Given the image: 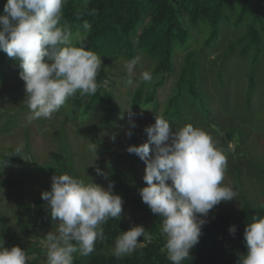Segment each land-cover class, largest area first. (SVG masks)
Here are the masks:
<instances>
[{"label":"clouds","instance_id":"1","mask_svg":"<svg viewBox=\"0 0 264 264\" xmlns=\"http://www.w3.org/2000/svg\"><path fill=\"white\" fill-rule=\"evenodd\" d=\"M66 2L6 0L0 14V51L19 66L32 120L51 118L77 93H97L101 59L84 43L92 26L84 21L83 32L78 30L75 35L62 26ZM139 62V57L126 62L129 77ZM152 79L149 71L140 75L142 82ZM128 83H132L131 78ZM129 125L125 134L130 138L135 121L130 119ZM144 131L147 140L127 145L126 151L145 163V183L139 194L151 212L162 218L160 231L166 239L161 251L172 264H181L190 259L210 211L221 202L236 199L237 192L222 184L227 157L203 129L192 124L173 129L169 121L156 116ZM110 139L115 141L116 134ZM22 148L18 146L15 152L20 153ZM97 148L95 142L88 145L95 157ZM7 163L4 159L2 168ZM97 174L108 180L107 187L65 173L54 174L50 189L41 192L52 223L58 222L55 232H48L45 238L47 264H73L77 253L89 256L95 251L96 241L104 239L102 225L110 218H122L124 201L114 192L109 173L97 167ZM235 232V226H230L229 233ZM141 237L152 240L143 225L122 231L114 241L113 256L122 259L132 255L142 246ZM243 242L246 251L240 254L238 264H264V216L251 218ZM27 259L20 246L8 248L0 242V264H27Z\"/></svg>","mask_w":264,"mask_h":264},{"label":"rangeland","instance_id":"2","mask_svg":"<svg viewBox=\"0 0 264 264\" xmlns=\"http://www.w3.org/2000/svg\"><path fill=\"white\" fill-rule=\"evenodd\" d=\"M252 1L261 9L264 18V0ZM185 56L186 52L177 54L174 71L157 89L155 104L139 111L132 109L133 94L138 88L148 94L160 80L162 74L155 72L157 60L141 56L129 77L125 68L128 59L121 55L101 59L106 74L103 90L85 119L79 118L78 113L91 95L77 93L51 118L32 120L24 100V81L12 77L0 80V242L4 241L5 247L18 245L23 248L28 257L27 264L35 258L37 264H47L45 238L48 232H55L58 222L52 223L41 192L50 189L54 174L66 173L85 183L92 181L107 187L108 180L97 174L98 167L109 173L108 179L114 182L115 193L122 198L133 196L142 202L139 189L145 183V163L137 155L129 154L126 146L147 140L144 129L155 122L156 116L164 113L166 102L173 95V87L180 77ZM210 63L217 65L219 58L214 55ZM249 64V56H235L226 68V77L230 78L232 92L236 93L225 105L214 95L216 92L211 83L199 88L203 94L211 96L209 109L213 117L208 122L203 120L192 125L203 129L216 147L224 151L227 169L222 184L233 187L237 192L236 199L221 202L212 210L214 213H234L243 203L264 208V63L253 72L254 89L250 93L247 79ZM143 71L151 72L153 79L150 83L140 80ZM130 78L131 84L128 83ZM103 91L113 95L116 112L110 122L106 121L103 112ZM194 113V107L184 110L181 119L185 118V122L182 125L190 124ZM130 119L135 121L136 127L129 138L125 131L130 127ZM113 133L116 134L115 141L110 139ZM221 138L224 144L220 143ZM92 142L98 145L96 157L88 150ZM20 145L23 148L16 153L15 149ZM4 159L8 163L2 168ZM44 167L47 169H42ZM123 209L121 220L126 226L143 225L146 234L152 237L151 216L136 213L125 203ZM113 247L107 251L112 253ZM74 257L83 256L77 253Z\"/></svg>","mask_w":264,"mask_h":264},{"label":"trees","instance_id":"3","mask_svg":"<svg viewBox=\"0 0 264 264\" xmlns=\"http://www.w3.org/2000/svg\"><path fill=\"white\" fill-rule=\"evenodd\" d=\"M5 3L6 0H0V14ZM84 21L92 26L84 43L100 59L121 55L131 60L144 55L157 60L155 72L162 76L148 94L142 88L134 92V111L155 104L157 89L174 71V59L179 52H186L180 77L173 87L174 93L159 116L178 128L184 126L183 111L191 107H194L195 117L190 124L208 122L213 117L209 109L211 96L199 89L206 84L211 83L221 104L234 98L236 92H232L230 78L226 77V68L233 57L249 56L248 93L254 89L253 72L264 63V18L252 0H87L86 3L85 0H67L62 9L61 25L70 28L75 35L78 30L83 32ZM194 46L197 48H192ZM214 55L219 58V63L208 64ZM19 71L18 64L0 51V80L20 78ZM105 78L101 64L96 77L97 93L91 95L80 109L79 118L87 117L89 108L103 90ZM102 95L103 112L106 121L110 122L116 112L113 95L106 91ZM220 143L224 144L223 138ZM123 200L134 212L151 216V242H145L141 237V247L132 255L117 259L107 250L129 227L121 219L110 218L102 225L104 239L96 241L95 251L89 256L74 257L73 264H172L166 252L161 251L165 243L160 234L162 218L133 196L125 195ZM254 215L264 216V208L243 203L234 213L210 211L199 242L190 252V259L181 264H238L240 254L246 251L244 230ZM233 225L235 235L229 233V227ZM29 264H37L36 258Z\"/></svg>","mask_w":264,"mask_h":264}]
</instances>
